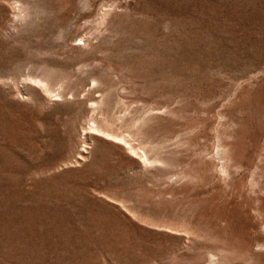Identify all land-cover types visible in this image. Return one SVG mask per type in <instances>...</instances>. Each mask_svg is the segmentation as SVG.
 Masks as SVG:
<instances>
[{"label":"rangeland","instance_id":"1","mask_svg":"<svg viewBox=\"0 0 264 264\" xmlns=\"http://www.w3.org/2000/svg\"><path fill=\"white\" fill-rule=\"evenodd\" d=\"M0 264H264V0H0Z\"/></svg>","mask_w":264,"mask_h":264}]
</instances>
